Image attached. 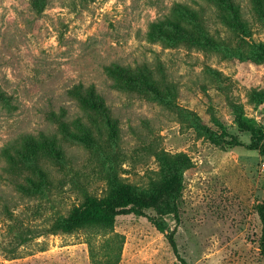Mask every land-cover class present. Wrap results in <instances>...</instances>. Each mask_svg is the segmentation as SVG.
Here are the masks:
<instances>
[{
    "label": "rangeland",
    "instance_id": "1",
    "mask_svg": "<svg viewBox=\"0 0 264 264\" xmlns=\"http://www.w3.org/2000/svg\"><path fill=\"white\" fill-rule=\"evenodd\" d=\"M40 1L37 9L34 0H0V264H181L154 218L189 264H264L258 245L264 138L255 139L261 149L251 148L250 133L236 119L241 112L264 131V0H234L247 23L238 31L204 0ZM176 2L203 6L209 31L230 37V46L150 41V23ZM113 62L147 63L164 74L175 87L167 92L170 102L133 86L112 87L104 66ZM79 83L95 84L104 96L119 120L120 140L98 150L62 136L71 164L58 168L60 159L25 147L24 139L59 132L52 112L81 114L68 92ZM212 116L242 144L221 147L198 136L196 118L216 129ZM160 150L190 157L179 195L145 215H119L107 229L36 236L55 214L78 204L82 190L103 196L110 165L128 182L147 184L159 168L153 152Z\"/></svg>",
    "mask_w": 264,
    "mask_h": 264
},
{
    "label": "trees",
    "instance_id": "2",
    "mask_svg": "<svg viewBox=\"0 0 264 264\" xmlns=\"http://www.w3.org/2000/svg\"><path fill=\"white\" fill-rule=\"evenodd\" d=\"M204 1L218 11L215 17L228 28L233 27L234 30L238 31L242 24L246 23L245 20L241 19L234 0ZM33 4L36 8L38 7L37 9L44 6L43 1L40 0H34ZM226 9L230 10V14L226 13ZM204 15L205 8L201 5L194 7L188 3L176 2L169 14L150 23L147 38L150 41L163 42L168 45L178 41L180 45L188 48L205 49L209 46H215L224 50L227 49L232 41L231 38L210 32ZM104 68L112 81L111 86L115 89L126 91L130 89V86H133L140 91H150L163 102H170L167 92L172 90L174 85L167 82L164 74L156 72L147 63L130 66L113 62ZM68 92L77 97L81 114L69 118L61 113H51V119L58 124L59 132L57 133L60 134V137L54 132L53 134L41 133L37 137L26 136L24 139L25 147L46 149L55 158L60 159L59 163L54 162L58 168L67 163L71 164L65 148L62 146V143L67 141V139H63L64 136L85 141L87 144H95L98 150H102L110 139L116 143L117 140H120V136H118L119 120L95 84L83 85L79 83L72 86ZM172 95L175 96V92ZM180 114L184 117L183 112ZM212 119L217 126L216 129L205 124L200 118H196L193 130H196L198 136L202 135L221 147L242 144L238 136L230 133L217 117L212 116ZM236 119L239 128L250 133L251 148L261 149L255 139L264 138L262 128L243 116L241 112H238ZM183 121L185 122L186 119ZM153 153L159 162V168L155 170V176L150 177L147 184L137 185L128 182L117 172L116 166L110 165L106 170L107 172H104L106 189L103 196L97 197L87 193L86 190H82L79 203L70 207L65 213L55 214L46 230L37 231L36 236L44 233H70L91 227L107 229L113 225L119 215L127 213L137 216L145 215L146 209L163 204L168 195H179L182 190V173L184 168L190 165V157L182 151L169 153L160 150ZM38 171L40 174L45 172L44 168L40 166H38ZM28 180L33 184L38 181L32 177ZM260 217L262 226L258 245L264 255L263 211L260 212ZM153 222L157 229L165 234L181 264H189L178 254L173 234L166 231L165 224L157 218H154ZM26 237H21L19 242L13 245L14 248L16 249L19 244L22 245ZM14 257L15 254H12L11 258Z\"/></svg>",
    "mask_w": 264,
    "mask_h": 264
}]
</instances>
